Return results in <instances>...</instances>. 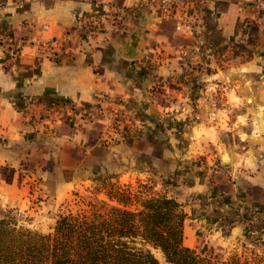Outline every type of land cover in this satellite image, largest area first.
<instances>
[{"label": "crops", "instance_id": "crops-1", "mask_svg": "<svg viewBox=\"0 0 264 264\" xmlns=\"http://www.w3.org/2000/svg\"><path fill=\"white\" fill-rule=\"evenodd\" d=\"M102 1L0 0V204L27 206L39 180L57 219L71 190L110 174L181 202L186 245L218 224L264 244V0H200L193 24ZM89 17L101 27L78 40ZM67 32L71 49L52 53L1 41ZM119 103L125 136L107 146L93 106Z\"/></svg>", "mask_w": 264, "mask_h": 264}, {"label": "trees", "instance_id": "trees-1", "mask_svg": "<svg viewBox=\"0 0 264 264\" xmlns=\"http://www.w3.org/2000/svg\"><path fill=\"white\" fill-rule=\"evenodd\" d=\"M110 185L109 200L60 214L48 232L18 224L14 208L0 212V264H230L185 244L183 204L148 182ZM243 264H264V255ZM236 264H241L236 260Z\"/></svg>", "mask_w": 264, "mask_h": 264}, {"label": "rangeland", "instance_id": "rangeland-1", "mask_svg": "<svg viewBox=\"0 0 264 264\" xmlns=\"http://www.w3.org/2000/svg\"><path fill=\"white\" fill-rule=\"evenodd\" d=\"M139 182L141 181L117 180L115 176L110 174L97 175L93 180L82 183L71 190L57 213L60 215L69 212L77 213L85 209L89 210L91 208L89 202L105 201L109 205L115 204L114 201L109 200L107 197L108 188L111 184L121 188H124V185L131 184L134 188ZM150 184L154 186L152 183ZM30 189L31 193L33 192V198L30 199L27 206H11L15 209L14 213L16 214L17 222L24 227H29L41 232H48L55 225L56 215L45 214L44 210L46 209L44 206L46 199L43 193H36V191L42 190L39 180H35ZM154 190L163 192L157 185L154 187ZM3 208V205L0 204V212L1 210H5ZM221 226L223 225L218 224L217 227L219 229L214 231H207L208 229L205 231H197L198 238L195 239L197 245L194 247L203 255L212 256L215 260L221 262L229 261L230 264H236V260H240L241 264L247 261H256V252L264 255V244L261 245L257 242V244H254V240L250 242L245 235H233L229 229L225 227L226 225L224 227ZM212 227L215 226H211V228ZM186 232L188 233V241L190 239L194 241L193 227L188 225V227H186ZM151 249L161 264H170L165 260L160 249L153 247Z\"/></svg>", "mask_w": 264, "mask_h": 264}, {"label": "built area", "instance_id": "built-area-1", "mask_svg": "<svg viewBox=\"0 0 264 264\" xmlns=\"http://www.w3.org/2000/svg\"><path fill=\"white\" fill-rule=\"evenodd\" d=\"M99 5L103 4L102 0H95ZM200 0H149V5L157 12L163 15L171 16L177 11H183L186 23L193 24L197 19V8ZM252 7H260L258 2L252 3ZM104 16L103 13H100ZM106 15V14H105ZM121 18V17H120ZM121 22V19H119ZM101 25L99 19L96 17H89L78 23L77 38L78 40L85 41L92 34L100 29ZM71 33L67 32L62 38H52L46 42H39L31 38L18 37L10 34L1 37L2 43L5 47L13 52H17L26 44H35L43 53H52L56 48H69ZM73 51V50H70ZM93 110L106 118V128L102 133L103 143L107 146L113 145L125 136V131L121 128L119 115L122 113L123 108L121 104H116L111 110H107L102 104L93 106Z\"/></svg>", "mask_w": 264, "mask_h": 264}]
</instances>
